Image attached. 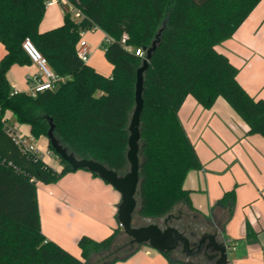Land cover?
<instances>
[{"label":"trees","instance_id":"trees-1","mask_svg":"<svg viewBox=\"0 0 264 264\" xmlns=\"http://www.w3.org/2000/svg\"><path fill=\"white\" fill-rule=\"evenodd\" d=\"M261 1L79 0L80 21L65 13L62 26L42 33L47 0H0V43L6 49L0 61V264H116L140 247L120 226L100 241L81 236V258L46 238L37 184H55L75 170L59 156L62 169L55 171L43 159L22 153L5 131L7 112L36 138L47 137L51 118L54 135L68 152L126 175L137 71L160 33L144 73L138 217L164 218L179 204L195 211L184 181L203 166L179 111L188 96L205 109L223 98L249 135L264 138V100L248 94L237 80L239 69L217 50ZM86 30H101L111 39L103 44L113 67L110 76L79 59L77 46ZM26 38L61 78L54 90L36 97L13 93L8 80L12 66L32 64L22 48ZM136 49L145 56L136 55ZM49 148L53 151L50 143ZM217 207L216 227L224 231L236 207L235 190L225 193ZM162 254L171 260L170 253Z\"/></svg>","mask_w":264,"mask_h":264},{"label":"crops","instance_id":"crops-1","mask_svg":"<svg viewBox=\"0 0 264 264\" xmlns=\"http://www.w3.org/2000/svg\"><path fill=\"white\" fill-rule=\"evenodd\" d=\"M64 17L61 6L47 7L40 32L62 26ZM86 41L93 52L95 44ZM217 50L239 69L237 80L248 94L254 100H264V0L234 36L218 45ZM5 54V46L0 43V61ZM92 58L93 54L87 64L105 76L112 74L111 64L103 65ZM37 77L39 70L34 64L14 65L8 72L13 93H26ZM6 117L19 126L23 135L35 138L42 150V159L52 169H62L61 159L55 158L47 137H34L28 126V134H25V125L15 122L11 112H7ZM179 117L203 167L190 171L184 181L195 211L179 204L174 212L195 222H204L214 231L220 213L218 207L214 210L216 204L225 193L235 190L234 214L225 230L219 231L224 240L235 245L234 260L230 264H264V250L259 246L264 235V138L249 135L246 123L223 98H218L212 108L205 109L194 97L188 96ZM37 191L43 234L77 258H81L78 247L81 236L100 241L119 226L121 195L88 171L68 173L55 184L38 183ZM75 224L77 229L73 230ZM116 264L188 263L172 256L169 260L161 252L140 246L131 258Z\"/></svg>","mask_w":264,"mask_h":264},{"label":"water","instance_id":"water-1","mask_svg":"<svg viewBox=\"0 0 264 264\" xmlns=\"http://www.w3.org/2000/svg\"><path fill=\"white\" fill-rule=\"evenodd\" d=\"M159 41L160 33L157 35L151 48L147 50L143 65L137 71L135 109L129 126L130 137L127 152L129 170L126 175L120 176L115 171L95 160L80 159L73 153L68 152L56 139L51 118H49L51 125L47 138L57 156L66 161L73 170H86L96 174L121 195V203L118 207V222L123 232L131 238V244L137 246L148 245L150 248L161 253L175 252L180 247V244H182L184 253L188 256L195 257L205 250L213 254L212 258L216 260V264H230V252L227 249L222 234L210 232V228L204 222H195L189 218H185L189 236L184 235L176 227H169L163 230L159 223L167 220L170 215L159 219H142L144 222L142 226H139L135 222V219L138 217V209L141 206V201H139L141 198L139 152L141 116L144 108V73L149 67V61ZM190 239L195 240L193 245H191Z\"/></svg>","mask_w":264,"mask_h":264},{"label":"built area","instance_id":"built-area-1","mask_svg":"<svg viewBox=\"0 0 264 264\" xmlns=\"http://www.w3.org/2000/svg\"><path fill=\"white\" fill-rule=\"evenodd\" d=\"M78 1L79 0H47L46 5L47 7L59 5L62 7L64 13H70L74 18L76 17L78 19L76 21H80L84 15L77 6ZM110 40L111 39L105 35L103 44H108ZM125 43L126 37L124 36L122 38V44ZM22 48L31 60L32 64L36 65L39 70V77H37L32 82L29 90L26 93L30 96L36 97L39 93H42L46 90H54L56 88L57 82L60 81L61 78L58 77L49 67L47 59L40 53L30 38H26L23 41ZM135 53L140 57L145 56V52L141 49H136ZM77 55L84 63H88L92 56L91 47L83 38L78 43ZM14 93L17 94L19 92L15 91ZM5 131L12 138L14 143L20 148L22 153L42 159V150L36 143L35 138L23 135L17 124H12L7 119L5 122ZM224 241L229 252L235 250V245L231 243L230 240Z\"/></svg>","mask_w":264,"mask_h":264},{"label":"flooded vegetation","instance_id":"flooded-vegetation-1","mask_svg":"<svg viewBox=\"0 0 264 264\" xmlns=\"http://www.w3.org/2000/svg\"><path fill=\"white\" fill-rule=\"evenodd\" d=\"M170 217L167 220L161 221L159 224L164 229L169 227H176L178 230H180L184 235H188V230L185 222V217L173 212L169 214ZM168 216V215H167ZM136 221L139 223V226H142L144 222L142 221V218L138 219L136 218ZM212 233H219L217 229L211 230ZM189 236V235H188ZM191 245L195 243L194 239H190ZM172 257L178 258L180 260H183L187 262L188 264H216V260L212 258L213 254L209 251L203 250L201 254H198L197 256H188L184 253L183 245L180 244V247L175 252L170 253ZM231 263V262H230ZM222 264V263H220Z\"/></svg>","mask_w":264,"mask_h":264},{"label":"rangeland","instance_id":"rangeland-1","mask_svg":"<svg viewBox=\"0 0 264 264\" xmlns=\"http://www.w3.org/2000/svg\"><path fill=\"white\" fill-rule=\"evenodd\" d=\"M76 18V17H75ZM76 20H78L76 18ZM82 37L85 39V40H88V42L90 41L91 43L95 44V48L92 52L93 54V58L91 59L92 61L94 62H103V65H108V61L106 60L105 58V47L103 45V42L105 40V34L101 31V30H98V31H94V30H86L84 32H82ZM89 44V43H88ZM24 127V125H23ZM29 127V126H28ZM29 129V128H28ZM27 129V125H25V127L23 128V131L25 132V134H28V130ZM46 137V136H45ZM55 158L56 159H59V157L55 154ZM86 171V170H84ZM57 185V184H56ZM57 189H61L57 186ZM81 212H83V209L81 210ZM138 219H140L139 217H137ZM135 222L137 224H139L136 219H135ZM73 230L77 229L76 227V224L75 226H73L72 228ZM72 231V230H71ZM107 236V235H106ZM105 236V237H106ZM109 236V235H108ZM104 237V238H105ZM80 239V238H79ZM103 239V238H102ZM79 241V240H78ZM145 247H149L148 245H144ZM238 246H240V248L242 247V243L239 242ZM259 246L260 248H262L264 250V235H262V237L260 238V242H259ZM150 248V247H149ZM151 250L155 251L154 249L151 248ZM234 252L231 251L229 253V259H230V262H233L234 260Z\"/></svg>","mask_w":264,"mask_h":264}]
</instances>
